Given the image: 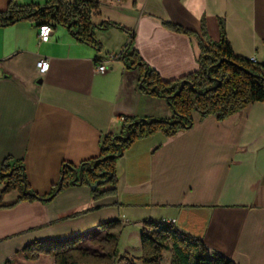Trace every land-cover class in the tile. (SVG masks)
I'll return each instance as SVG.
<instances>
[{"label":"crops","instance_id":"obj_1","mask_svg":"<svg viewBox=\"0 0 264 264\" xmlns=\"http://www.w3.org/2000/svg\"><path fill=\"white\" fill-rule=\"evenodd\" d=\"M45 5L50 0H16ZM95 25L112 21L135 32L134 47L164 80L198 69L196 38L165 29L169 20L220 39L219 19L236 55L264 65V0H100ZM9 0H0V11ZM38 21L0 26V166L23 159L26 179L47 194L62 162L95 158L100 142L121 130V117L172 116L167 103L137 92L138 72L117 58L128 42L118 29L96 30L98 51L52 23L40 42ZM50 61L40 75L37 62ZM108 70L100 73L98 65ZM194 127L168 138L157 133L136 141L118 160V194L94 201L88 187H72L51 203L23 202L0 210V264H55L51 255L28 261L20 251L34 241L62 240L121 219L119 256H142L146 222L173 225L235 264H264V103L255 102L219 122L193 114ZM17 192L5 195L13 204ZM92 207L93 212L68 216ZM94 249L90 240L82 244ZM162 253L172 264L173 249ZM111 264H124L113 262ZM141 264V263H139Z\"/></svg>","mask_w":264,"mask_h":264},{"label":"trees","instance_id":"obj_2","mask_svg":"<svg viewBox=\"0 0 264 264\" xmlns=\"http://www.w3.org/2000/svg\"><path fill=\"white\" fill-rule=\"evenodd\" d=\"M100 0H50L45 5H21L9 0L6 10L0 11V26H10L20 21L55 23L67 28L74 38L102 50L96 30L118 29L128 35V42L117 58L128 70L138 72L137 92L164 100L172 116L125 118L118 133L105 135L100 142L97 157L75 165L64 161L60 178L47 194H38L26 179L23 159L7 157L0 166V210L12 208L23 202L51 203L60 193L72 187H88L94 201L118 194V160L139 140L157 133L173 138L194 127L193 114L203 120L214 116L222 122L242 112L255 102L264 103V65L236 55L228 41L225 21L219 19L220 39L211 40L207 35L205 19L200 34L166 19L162 26L174 33L196 38L200 50L196 71L177 79L164 80L158 70L150 66L134 47L135 32L122 25L104 21L93 23L99 11ZM100 182L95 188L92 185ZM17 192V200L5 205L6 194ZM92 207L74 213V218L93 212ZM123 229L121 219L100 224L95 230L62 240L34 241L20 253L28 261H37L42 255H51L55 264H162L163 251L173 249L172 264H235L224 255L210 251L206 245L162 222H146L140 234L142 256H119L118 241ZM90 240L94 249L82 246Z\"/></svg>","mask_w":264,"mask_h":264},{"label":"built area","instance_id":"obj_3","mask_svg":"<svg viewBox=\"0 0 264 264\" xmlns=\"http://www.w3.org/2000/svg\"><path fill=\"white\" fill-rule=\"evenodd\" d=\"M53 32V26L52 23L46 22L42 23L38 26V37L40 42L47 43L51 39V35ZM253 62H255V59H251ZM37 71L40 75H44L49 71L50 68V61L48 58L42 57L38 62H37ZM98 72L100 73H105L108 70V67L105 64L98 65L97 67ZM122 121L125 120V117H121Z\"/></svg>","mask_w":264,"mask_h":264},{"label":"water","instance_id":"obj_4","mask_svg":"<svg viewBox=\"0 0 264 264\" xmlns=\"http://www.w3.org/2000/svg\"><path fill=\"white\" fill-rule=\"evenodd\" d=\"M99 184L100 182H97L96 184L92 185L91 188L95 189Z\"/></svg>","mask_w":264,"mask_h":264},{"label":"rangeland","instance_id":"obj_5","mask_svg":"<svg viewBox=\"0 0 264 264\" xmlns=\"http://www.w3.org/2000/svg\"><path fill=\"white\" fill-rule=\"evenodd\" d=\"M112 220H115V219H112ZM110 221V220H109ZM121 236V235H120ZM127 255V254H126ZM124 256V255H123Z\"/></svg>","mask_w":264,"mask_h":264}]
</instances>
